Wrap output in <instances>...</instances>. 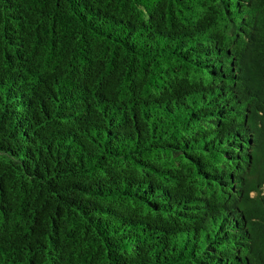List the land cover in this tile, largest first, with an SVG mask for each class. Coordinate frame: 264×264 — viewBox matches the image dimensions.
I'll return each mask as SVG.
<instances>
[{
	"label": "trees",
	"instance_id": "1",
	"mask_svg": "<svg viewBox=\"0 0 264 264\" xmlns=\"http://www.w3.org/2000/svg\"><path fill=\"white\" fill-rule=\"evenodd\" d=\"M0 264H264V0H0Z\"/></svg>",
	"mask_w": 264,
	"mask_h": 264
}]
</instances>
